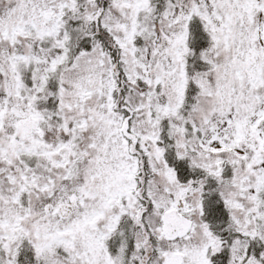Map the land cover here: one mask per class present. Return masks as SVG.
Wrapping results in <instances>:
<instances>
[{"label": "snow or ice", "instance_id": "6c2138e0", "mask_svg": "<svg viewBox=\"0 0 264 264\" xmlns=\"http://www.w3.org/2000/svg\"><path fill=\"white\" fill-rule=\"evenodd\" d=\"M0 264H264V0H0Z\"/></svg>", "mask_w": 264, "mask_h": 264}]
</instances>
